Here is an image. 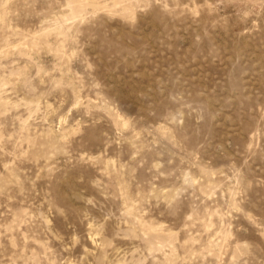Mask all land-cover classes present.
Returning a JSON list of instances; mask_svg holds the SVG:
<instances>
[{"label":"rangeland","instance_id":"374dc122","mask_svg":"<svg viewBox=\"0 0 264 264\" xmlns=\"http://www.w3.org/2000/svg\"><path fill=\"white\" fill-rule=\"evenodd\" d=\"M0 264H264V0H0Z\"/></svg>","mask_w":264,"mask_h":264}]
</instances>
